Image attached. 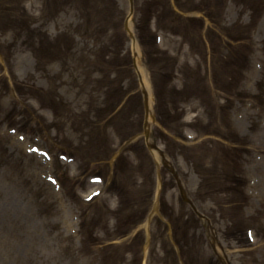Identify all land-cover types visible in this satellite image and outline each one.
Returning a JSON list of instances; mask_svg holds the SVG:
<instances>
[{
    "label": "rangeland",
    "instance_id": "1",
    "mask_svg": "<svg viewBox=\"0 0 264 264\" xmlns=\"http://www.w3.org/2000/svg\"><path fill=\"white\" fill-rule=\"evenodd\" d=\"M191 1H193L192 6L203 11H206L205 4L207 3L212 4L210 13L215 10L224 11L219 23L216 22V19L211 21L207 19V12L198 14L205 18V28L202 32L205 31L206 37L205 40L193 42L192 46H190L191 43H183L182 38L176 34L180 33L182 36L187 33V28L181 27L180 22H186L187 16L183 15L182 10L190 8L188 6L191 5ZM195 1L137 0V3L133 4L134 12L130 16L128 0H95L97 6L93 12L86 10L85 4L89 3L87 0L85 4L82 3V0H26L24 9L27 11V17L18 16L10 24L12 30L6 34H0V85H2L0 88V264H102V258L108 251L106 245L120 241L116 236L117 231L122 227L118 219L121 206L116 211L109 210V208H116L117 201L121 203L116 195L108 193L111 174L100 185H93L88 181L89 176L94 174L93 171L109 169V166L102 167L101 164H92L96 152L94 147L89 146L88 151L81 155V159L82 157L87 158L86 165L77 161L60 160L55 149L54 153L52 152L55 160L46 164L42 157L28 151L30 146H37L39 150H48V145L52 144L57 136L66 137L68 142L79 141L84 137L80 135L82 130L76 132V129L68 128L67 124L64 125L65 123L62 121L70 123V119L76 118L77 125L81 128L86 122L84 119L87 117L86 114L93 117L89 110L85 112L89 106V91L84 89L90 82L91 68L86 60L82 62L79 59V51L83 46H87L90 51L95 49L89 36L98 39L99 44L113 45L114 43L108 41V34L112 28H116L114 26H120L122 23L123 25L127 23L128 27L130 25L132 34L136 35L135 26L137 21L142 18L141 14L147 16L153 13L157 15V19L156 23L152 24V28L157 29L159 26L165 29L166 27L167 31H170L163 33L158 31L157 33V36L160 37L156 47L158 56L163 55L167 58L168 55H172L177 58L175 61L177 68L174 72L177 77L160 86L161 102L164 103L167 98L170 99L168 94L179 93V95L174 94L171 101L176 104V107L183 109V114L177 116L178 119L182 117V122H177L179 126L181 123L184 125L182 132L194 137L198 135L196 132H206L205 134H207L213 130V133L216 132L217 135L207 134L205 138H198L196 141L186 144L176 138L177 135L173 136L174 131L168 133L160 125L153 124L150 131L152 139L149 140V143L155 142L162 147L177 150L179 153L181 151L176 158L167 156V159L175 169L187 199L193 204L196 211L208 219L214 229L213 232L217 233L224 251L221 253L218 250L210 238V231L204 221L196 216L192 208L186 204L184 208L182 205V211L179 213L186 214L188 211L194 215L188 221L187 226L175 217L173 222L171 221L172 228L162 229L165 217L162 214L159 215V212L155 213L159 216L156 223L153 224L155 218L152 212L156 200L154 195L147 221L141 226L142 237H133L135 244L133 250L136 251L137 257L131 264L165 263L156 260V255H161L162 252L157 248V244L154 245L155 240L152 237L154 233L150 239V233L153 230L154 232L159 231L163 237L170 236L175 255H173V249L168 253L173 255L177 262L180 251L176 246L181 243L187 248L188 264L198 262L200 258L204 257L205 263L212 262V264H264V12L256 5V2L260 3L264 0ZM103 6L106 7V10H103ZM87 7L90 6L87 5ZM180 7L188 8L180 9ZM170 10L173 12L171 13ZM259 15L260 17H258ZM29 17H32L35 25L30 23ZM166 19L169 20V24H165ZM253 21L256 22L254 26L251 25ZM1 22L2 18L0 17ZM239 23L245 27V30H237L234 25ZM249 23L251 27L247 28ZM196 27L191 26L194 29ZM34 29L45 32L57 43L58 50L64 51L62 58L68 63L64 70L61 69V62L56 61L48 63L46 73L38 72L35 60L30 54L38 42ZM102 30H104V35H101L100 31ZM220 35H227L234 41L240 40L238 43L232 42L235 48L232 54L229 55L226 48V59H241V55L246 53L247 48L245 47L249 46L253 50L250 53L251 58H248V62L244 56L245 74L239 82L234 83L236 91L222 92L218 89L219 91L210 90L207 91L208 94L199 95L198 92L203 89L205 72L211 71L212 57L217 56L221 61L225 60L221 57V54L225 55V51L222 50L225 44L214 43L215 39L219 40ZM118 36L117 33L116 41L118 43L120 41L125 46V51L128 52L125 64L131 60L133 62V73L135 74L132 78L133 83L137 84L140 91L141 84L149 88L150 75L143 62L140 48L135 45L133 38L128 37L125 44L124 40ZM189 38L193 41L196 39L193 36H189ZM204 41H206L205 45ZM201 43V48L195 46ZM114 45L111 47L112 50L118 46ZM55 49L48 48L46 52L56 51ZM235 50L237 51L235 52ZM239 54L240 56H238ZM134 56H137V62ZM112 63H115V59L110 60L109 64L112 65ZM164 67V64H160L157 68L164 70ZM126 68L127 74L131 76L132 67L127 64ZM227 68L233 71L230 66ZM58 74L60 81H57L56 85L52 76ZM181 75H186L187 80L190 76L197 78L200 90L197 91L196 86L195 90H192L193 94L191 95L194 97L192 96L191 99H189V92L183 93L185 88L181 84ZM235 79H239V77H235ZM71 81H75L78 85ZM25 82L32 84L38 90L28 87L23 89L20 85ZM81 82L83 86H81ZM51 84L53 87L56 85L57 94L63 100L60 105L54 102L53 93L50 91ZM205 84L204 88L207 90L208 82ZM97 85L99 90L95 89L97 92L95 99L97 106L104 110L106 108L104 104L103 106L101 104L106 103L105 98L109 96L114 101L117 100V96L121 93L120 86L125 89L128 83L122 84L120 81L115 86L100 87L99 82ZM39 89L49 90L51 94L40 95ZM149 97V101H151V95ZM220 97L226 99L224 104L219 99ZM238 98L241 100L237 101ZM113 106L110 104L107 109L112 110ZM212 109L215 114L213 123L209 122L207 116V112L209 115ZM58 112L62 113L61 117L63 118L58 116ZM163 112L165 113V110ZM124 115L128 121L121 119L118 121L121 126H115V128H120L124 135L114 132L110 127L104 132L105 138L107 134L110 144L124 138L127 135L126 131L132 132L138 129L133 122L141 116L140 107L137 106L132 112L127 110ZM216 115L219 116V119L216 118ZM157 124L159 123L157 122ZM64 126L66 127L64 128ZM9 127H13L16 130L15 133H10ZM157 127L160 128V132ZM7 136L12 137L11 142ZM19 136L24 140L19 141ZM221 137H225L233 143L223 147L219 142L226 144L227 141ZM13 143H17L18 146ZM123 147L126 160L131 165L136 163V154H138L136 155L138 159L149 164V168L152 170L149 176L156 183L158 175L156 161H159V157L153 150H146L144 137L135 142V149H132L136 152L135 155L132 150L131 152L125 151V149H129V146L124 145ZM228 149L234 153L232 168L239 174L240 171H243L247 177V184L244 188L243 198H241L244 207L223 210L222 214L224 217L229 214L238 221V215L243 213L244 217H247L248 220L252 219L254 224H257V232H253V237L256 238L255 243L248 248L244 247L246 245L242 234L235 237L237 243L239 240L243 242L242 247L232 240L226 239L225 232L230 226V220L217 215L219 212H216V196L213 199L205 196L203 188L194 194L196 189L201 186L202 176L199 170L210 164H212L211 169L213 170L216 167L215 164L226 157L223 152L229 151ZM229 156L233 157L230 153ZM40 160L43 163L40 164ZM145 164H142L143 170H145ZM55 165H58L59 168H56V171L63 178L68 187L67 190L70 192L68 194L74 196L75 202L71 201L61 188L58 189L46 181L45 176L52 173ZM86 167L87 170L84 171ZM80 169L83 174L79 173ZM110 170H113V166L110 167ZM66 172L71 175L79 173V177H75L77 180L72 183L73 187L67 184ZM217 173L220 174L219 170ZM162 177L172 180L173 176L161 168L159 178L162 180ZM211 177L212 175L209 173V179ZM24 179L29 181L23 182ZM136 181L139 183L138 179ZM174 184L175 189L171 187L165 196L171 207H165L164 210L169 214H172L173 210L178 213L176 211V195H179V189H177L175 181ZM23 185L35 194L34 201L26 200L25 192L22 191ZM95 189H103V193L93 199L91 203H83V197ZM220 190L222 188L217 186L212 193ZM75 191L78 196L74 194ZM121 192L124 191L121 189ZM217 198L219 199V195ZM225 198L227 199L228 196ZM117 223H119L118 230ZM260 239L261 243H257ZM212 244H214L213 247ZM99 245L105 247L97 249ZM140 259L146 262H141ZM123 264H127V258Z\"/></svg>",
    "mask_w": 264,
    "mask_h": 264
}]
</instances>
